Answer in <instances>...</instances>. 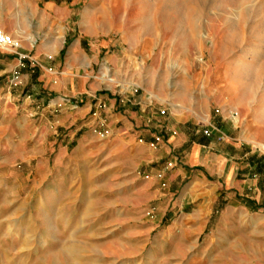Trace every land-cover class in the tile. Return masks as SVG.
Returning <instances> with one entry per match:
<instances>
[{
	"label": "crops",
	"instance_id": "1",
	"mask_svg": "<svg viewBox=\"0 0 264 264\" xmlns=\"http://www.w3.org/2000/svg\"><path fill=\"white\" fill-rule=\"evenodd\" d=\"M78 2L0 0V27L21 43L14 50L0 48V161H16V143L22 142H16V130L26 135L38 129L40 142L48 139L53 124L67 127L80 119L76 134L106 125L116 154L122 155L117 163L125 176L133 172L125 190L145 195L141 203L149 195L158 198L159 210L170 220L48 216L20 231L16 202L0 201V251L12 256L8 242L38 235L55 254L75 242L77 256L92 260L87 264H192L198 242L207 264L214 259L236 264L242 248L254 264L264 259V106L222 94L195 100L183 111L172 107L164 115L162 102L149 96L114 95L108 88L99 90L101 84L89 85L93 90L84 93L91 73L79 70L94 65L100 52L96 46L89 56L83 43L87 31L71 24ZM78 96L85 98L82 107L60 109L54 123L53 105ZM34 102L48 103L39 125L30 116ZM63 147L62 152L68 142ZM140 168L149 178L142 179ZM156 226L161 227L153 234L157 244L132 252L128 241L148 239Z\"/></svg>",
	"mask_w": 264,
	"mask_h": 264
},
{
	"label": "rangeland",
	"instance_id": "2",
	"mask_svg": "<svg viewBox=\"0 0 264 264\" xmlns=\"http://www.w3.org/2000/svg\"><path fill=\"white\" fill-rule=\"evenodd\" d=\"M71 24L87 31L83 43L89 56L96 46L100 52L94 65L79 70L91 73L84 93L93 90L89 85L101 84L99 90L108 88L114 95L149 96L162 102L158 106L164 107V115L172 107L183 111L185 106L195 105V100L222 94L233 95L244 104L251 101L264 106V0H79ZM74 99L53 105L54 123L60 109L82 107L84 96ZM33 105L35 113L30 116L39 125L48 103ZM79 121L67 127L53 124L48 139L40 142V130H27L26 135L16 130V142L22 141L16 143V161H0V201L16 202V229L21 231L35 220L41 223L48 216L170 220V215L159 210L158 198L149 195L148 202L141 203L145 195L125 190L133 181V172L125 176L117 163L122 155L116 154L112 137L103 138L93 127L95 137L87 127L76 134ZM105 128L108 126L102 125L98 130ZM67 142L68 148L62 152ZM139 173L147 179L146 169L140 168ZM136 181L139 184L141 179ZM160 228L156 226L148 239L129 240L128 249L153 248L157 244L154 233ZM8 244L12 256L0 251V264L92 261L77 256L75 242L58 254L38 235ZM100 244L107 245V241ZM104 248L112 251L108 245ZM248 254L242 248L235 263L254 264ZM209 260L202 257L201 242L196 243L192 264ZM227 262L232 259H225L224 264ZM256 264H264V259H257Z\"/></svg>",
	"mask_w": 264,
	"mask_h": 264
},
{
	"label": "built area",
	"instance_id": "3",
	"mask_svg": "<svg viewBox=\"0 0 264 264\" xmlns=\"http://www.w3.org/2000/svg\"><path fill=\"white\" fill-rule=\"evenodd\" d=\"M21 45L20 41L15 38L10 32L6 31L2 27H0V48L6 49V50H14L15 48L19 47ZM98 133L103 137L106 138L110 136L111 130L109 128H105L103 130H96ZM205 132H209L208 129L205 130ZM260 148H264V145H261ZM146 178H149L150 174L146 173L144 175Z\"/></svg>",
	"mask_w": 264,
	"mask_h": 264
}]
</instances>
